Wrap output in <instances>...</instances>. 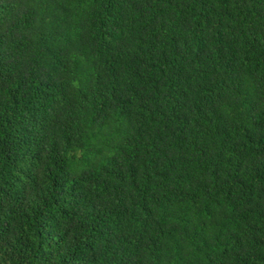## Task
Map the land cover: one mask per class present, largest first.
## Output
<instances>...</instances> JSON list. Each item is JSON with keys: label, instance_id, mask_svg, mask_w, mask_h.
<instances>
[{"label": "trees", "instance_id": "trees-1", "mask_svg": "<svg viewBox=\"0 0 264 264\" xmlns=\"http://www.w3.org/2000/svg\"><path fill=\"white\" fill-rule=\"evenodd\" d=\"M0 264H264V0H0Z\"/></svg>", "mask_w": 264, "mask_h": 264}]
</instances>
